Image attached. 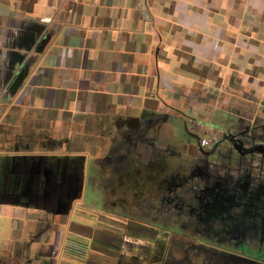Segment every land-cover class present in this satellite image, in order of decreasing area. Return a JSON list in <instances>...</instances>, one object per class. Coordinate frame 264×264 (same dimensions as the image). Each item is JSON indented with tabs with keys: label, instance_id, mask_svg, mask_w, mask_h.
<instances>
[{
	"label": "crops",
	"instance_id": "1",
	"mask_svg": "<svg viewBox=\"0 0 264 264\" xmlns=\"http://www.w3.org/2000/svg\"><path fill=\"white\" fill-rule=\"evenodd\" d=\"M192 120L264 125V0H0V264H131L85 177L140 205L202 156Z\"/></svg>",
	"mask_w": 264,
	"mask_h": 264
},
{
	"label": "rangeland",
	"instance_id": "2",
	"mask_svg": "<svg viewBox=\"0 0 264 264\" xmlns=\"http://www.w3.org/2000/svg\"><path fill=\"white\" fill-rule=\"evenodd\" d=\"M193 133L199 142L202 131ZM225 137L215 151L199 147L202 156L189 176L164 173L158 187L166 191L145 192L138 206L103 207L110 176L102 174L85 177L78 203L125 223L120 250L131 264H264V151L256 149L264 147V125L251 123Z\"/></svg>",
	"mask_w": 264,
	"mask_h": 264
},
{
	"label": "built area",
	"instance_id": "3",
	"mask_svg": "<svg viewBox=\"0 0 264 264\" xmlns=\"http://www.w3.org/2000/svg\"><path fill=\"white\" fill-rule=\"evenodd\" d=\"M191 126L194 130L202 131L203 135L199 137V145L205 149L216 148L220 136L215 134L213 126L200 120H192Z\"/></svg>",
	"mask_w": 264,
	"mask_h": 264
},
{
	"label": "flooded vegetation",
	"instance_id": "4",
	"mask_svg": "<svg viewBox=\"0 0 264 264\" xmlns=\"http://www.w3.org/2000/svg\"><path fill=\"white\" fill-rule=\"evenodd\" d=\"M256 149H258L257 151H259V150H261V152L264 151V147H258ZM262 154L264 155V152H262ZM259 204L260 205H264V202H263V204L262 203H259ZM251 205H255V204L254 203H251ZM251 257L255 259L256 258V255L251 252Z\"/></svg>",
	"mask_w": 264,
	"mask_h": 264
}]
</instances>
